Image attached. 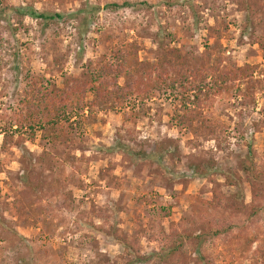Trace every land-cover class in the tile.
<instances>
[{
	"label": "rangeland",
	"instance_id": "1",
	"mask_svg": "<svg viewBox=\"0 0 264 264\" xmlns=\"http://www.w3.org/2000/svg\"><path fill=\"white\" fill-rule=\"evenodd\" d=\"M9 7L63 17L47 21ZM0 10V264H161L164 233L193 226L197 233L215 218L230 230L201 244L185 240L175 264H264V183L254 190L240 170L249 143L264 167V86L248 95L241 82L205 103L202 117L155 95L145 115L97 107L58 138L39 130L32 138L14 125L4 141L1 132L25 110L34 77L43 90L66 89L118 49L147 65H161L172 47L192 63L210 53L221 69L257 64L255 77L264 80L263 9L245 35L238 0H0ZM155 145L167 174L133 165L126 150ZM202 160L213 170L195 177L188 165ZM235 170L240 188L223 176ZM29 175L39 178L37 190ZM241 189L242 211L220 204ZM135 252L149 260L135 261Z\"/></svg>",
	"mask_w": 264,
	"mask_h": 264
},
{
	"label": "trees",
	"instance_id": "2",
	"mask_svg": "<svg viewBox=\"0 0 264 264\" xmlns=\"http://www.w3.org/2000/svg\"><path fill=\"white\" fill-rule=\"evenodd\" d=\"M238 5L245 16V26L242 31L245 35L255 24L259 10H264V0H238ZM113 6L117 4L114 3ZM8 9L10 12L17 11L23 16L42 17L47 21L63 17L61 13H41L32 7H9ZM1 14L0 10L2 18ZM210 56V53H207L199 61L192 63L180 48L172 47L167 50L161 65H147L138 61L136 52L131 53L118 49L99 69L93 70L89 78L84 80L76 78L66 89L43 90L40 82L34 77L32 84L25 91L26 111H22L18 119L15 118L1 129L4 141L8 140L10 130L14 125L17 126L16 130L30 129L32 138L36 136L37 130L51 138H58L68 130V125L71 124L73 118L81 121L84 116L89 117L97 107L101 106L112 110L125 109L126 117H129L131 112L135 116L145 115L149 110V107L145 105L146 100L155 95L171 97L173 104L187 116L202 117L205 103L215 95L232 94L241 82L246 84L248 95L253 89L264 86V80L255 77V72L259 68L257 64L221 69L210 63ZM158 145L149 150L130 148L126 150L133 160V165L148 164L153 170L158 168L160 171L156 172L164 175L168 171L166 166L162 165L163 148ZM113 149L114 146L109 148V150ZM255 155L256 151L249 143L247 158L242 160L240 165V170L249 179L254 190L256 186L261 189L259 185L264 183V167L258 165L254 159ZM203 162L189 163L192 175L205 177L210 174L213 167H207L206 161ZM31 171L33 168L28 169L27 172ZM223 176L228 184L241 187V176L236 170L233 174L225 172ZM27 178V183L37 190L36 185L40 183L39 178L36 176L32 178L31 175ZM219 202L228 210L240 212L244 208V193L242 189L238 190L225 199H220ZM202 226H204L203 229L197 230V233L194 226L184 229L183 233L179 230H173L169 235L164 233L165 244L161 249L164 251L156 253V261L158 260L161 264H175V261L182 258L186 252L185 240L201 244L207 239L213 240L224 234L231 227L226 221L216 218L205 222ZM115 240L132 247L123 236L116 237ZM169 242L172 245H168ZM133 250L137 251V249ZM134 260L147 261L149 257L135 252ZM125 264H133V261Z\"/></svg>",
	"mask_w": 264,
	"mask_h": 264
}]
</instances>
